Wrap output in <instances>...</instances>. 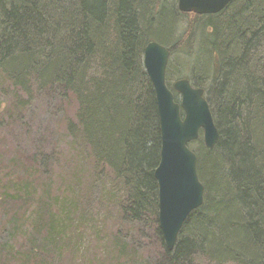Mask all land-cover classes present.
I'll use <instances>...</instances> for the list:
<instances>
[{
  "label": "trees",
  "instance_id": "16d2710c",
  "mask_svg": "<svg viewBox=\"0 0 264 264\" xmlns=\"http://www.w3.org/2000/svg\"><path fill=\"white\" fill-rule=\"evenodd\" d=\"M165 8L163 0H0V78L14 88L6 112L36 97L56 100L67 143L32 170L12 160L13 174L0 177V232L11 230L0 240V264H137L148 254L138 241L149 240L134 232L153 226L167 262L195 255L208 264H264V0H233L208 15L177 3L173 15L186 16L187 27L171 44L157 39L171 55L189 54L206 19L210 77L193 84L205 95L211 89L219 129L213 149L197 141L204 203L173 250L158 221L161 127L144 64ZM54 157L61 194L42 185ZM90 237L106 248L90 253Z\"/></svg>",
  "mask_w": 264,
  "mask_h": 264
},
{
  "label": "water",
  "instance_id": "95a60500",
  "mask_svg": "<svg viewBox=\"0 0 264 264\" xmlns=\"http://www.w3.org/2000/svg\"><path fill=\"white\" fill-rule=\"evenodd\" d=\"M233 0H178L182 12L216 14ZM171 51L157 40L147 43L144 64L154 85L161 127V157L154 175L158 183V221L169 250L176 246L188 216L204 203L205 185L199 176L198 154L191 143L203 135L207 149L219 140V129L202 87L190 79L167 83ZM174 91L179 93L175 97Z\"/></svg>",
  "mask_w": 264,
  "mask_h": 264
},
{
  "label": "rangeland",
  "instance_id": "374dc122",
  "mask_svg": "<svg viewBox=\"0 0 264 264\" xmlns=\"http://www.w3.org/2000/svg\"><path fill=\"white\" fill-rule=\"evenodd\" d=\"M176 1L177 0H163L166 6L163 13L164 21L163 19L160 20L153 30V35H150L154 40L160 38V41L162 40L171 44L187 27L189 20L186 16L176 17L173 15L177 4ZM205 21L206 19L201 23V29L197 35L196 41L191 47L190 53L187 54L186 49H184L181 52L171 55L167 67V77L168 74H170L171 77L170 84L182 77L190 79L192 83H195L198 79L204 80V82L209 80L210 53L208 52V54H206L208 49V36L206 34L208 32V27L205 25ZM155 35L158 37L156 38ZM12 89H14L13 86L7 83V80L6 83H3L0 78V177L11 172V174H13L15 169L12 167V160H19L32 170L34 168L33 165L38 168L42 160V154H46L50 151L49 155H57L60 151L65 149V145L67 148V143L65 144L64 138L63 136L61 137L60 134L61 131L59 126L62 111L58 107H55L56 100H46L41 97H36L32 102L24 101L20 110L17 111L12 108V113L6 112L13 102V96L11 95ZM209 93H211V89L206 91L207 97H209ZM201 137L203 136L201 135ZM198 143L199 142L196 141L191 144L192 149L195 150L197 154L198 151L200 153L202 151L201 149L199 150L201 144ZM35 155L37 156V161L32 164L31 158ZM50 163L51 162L48 163L49 168ZM61 166V159L55 158L51 164L52 170L48 175L50 180L46 179V175L42 176L43 186H45L48 181L51 182L49 185L51 186L50 192L52 194H61L60 190L63 188V186H59ZM3 219L4 212L0 211V227H2V229L5 227V221H3ZM154 227L155 226L152 228L143 227L146 228V230H142L141 233L134 232L138 239L143 241L149 240V243L146 244L139 243L138 241L139 248H145L148 254L141 252L144 254L145 259L137 264H173L165 261L164 252L160 253L159 251L158 253V244H156V237L154 236ZM5 231L10 232L11 230L7 228ZM30 231L32 230H29V232ZM6 232H0V240L5 241L4 238L7 237ZM23 233L24 231L20 230V234ZM126 236L129 240L132 239L131 235H125V237ZM17 241L19 240L17 239ZM89 248L90 253H92V250L95 251V249L99 251L104 250L106 248V243L103 239L97 240L95 237H90ZM188 258V260L183 259L180 263L174 264H208L207 259L200 260V258H198L199 262L197 260L195 261V255ZM139 259H141V256ZM91 263V259L88 258L86 264ZM61 264H82V261L77 259L75 262L63 261Z\"/></svg>",
  "mask_w": 264,
  "mask_h": 264
}]
</instances>
